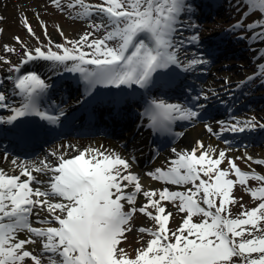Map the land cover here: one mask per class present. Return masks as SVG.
<instances>
[{
	"label": "snow or ice",
	"instance_id": "6c2138e0",
	"mask_svg": "<svg viewBox=\"0 0 264 264\" xmlns=\"http://www.w3.org/2000/svg\"><path fill=\"white\" fill-rule=\"evenodd\" d=\"M52 3L61 11L65 7L75 9L80 19L98 17L100 23H93V31L78 40L68 41L71 47L57 44L60 51L41 47L26 50L20 64L9 68L17 74L7 77L13 83L9 94L2 90L4 80L0 79V109L11 113L0 117V125H14L15 134L21 139L36 134L24 126L22 118L36 116L49 124H58L63 115L62 111L50 114L41 106L50 85L37 71L22 73L21 65L43 60L52 62L54 67L63 66L66 72L79 73L91 91L97 85L116 88L137 85L145 89L153 83L158 70L179 64L175 37L182 24L181 15L192 12L187 0H103L99 4L69 0L67 5L52 0ZM244 3L250 11L264 13V0H244ZM248 15L245 12L234 29L252 32L251 40L264 42V24L254 21L245 26L243 20ZM25 26L35 36L26 18ZM101 30L105 34L94 38ZM44 33L47 35L46 26ZM16 40L20 42L19 37ZM199 40V34L189 38L190 43ZM4 47L7 52L15 51L8 45ZM260 55L264 56V52ZM205 63L202 57L193 58L185 71ZM256 78L264 83V63L258 64L257 72L247 79ZM9 95L20 97L19 104L10 103ZM200 99V95L192 97L191 106L151 100L145 109L151 121L149 126L171 132L177 120L199 117L200 109L204 108L198 103ZM219 123L223 130L233 132L256 126L252 120ZM207 131L213 132L212 127H207ZM203 149L202 141L190 151L177 152L173 148L176 159L170 161L166 170L157 168L145 174L165 184L191 185L186 191H170L167 187L143 190L128 159L96 148L84 149L71 158L53 151L50 155L56 157L55 162L45 158L39 164L29 165L13 159L12 165L19 167L18 175L0 169V264L29 261L43 264L42 258H46L47 264H264V184L246 188L258 201L256 207L244 209L241 204L244 210L235 217L229 207L236 203L232 193L237 183L247 185L250 179L264 182V175L243 171L232 160L228 168L222 169L226 153L220 151L213 158L211 150ZM255 163L264 164V160ZM33 173H42L46 179ZM231 175L236 179H231ZM140 195L146 203L138 206ZM164 201L176 204L186 214L175 230L168 226L173 214ZM137 213L152 220L154 226L136 229L149 238L141 237L143 246L136 248L132 256L120 245L127 239L125 233L132 231L131 221ZM197 216L200 221L194 222ZM34 223L42 226L35 227ZM21 233L28 235L19 238ZM38 242V254L26 247Z\"/></svg>",
	"mask_w": 264,
	"mask_h": 264
},
{
	"label": "rangeland",
	"instance_id": "374dc122",
	"mask_svg": "<svg viewBox=\"0 0 264 264\" xmlns=\"http://www.w3.org/2000/svg\"><path fill=\"white\" fill-rule=\"evenodd\" d=\"M187 1L192 6V12L181 15L180 19L183 21L182 24H184L182 25L183 29L179 28V36L181 39L178 40L177 37H175V39L176 41H179L178 47L191 51V49H196L199 45L198 43H190L189 38L192 35L199 34V44L202 45L201 48L203 49L204 46L206 47L204 52L199 53H203L202 55L204 56H199V58L202 57L203 59L208 60V63L195 66L199 67L198 71L200 69V82L197 88L200 92L199 95L201 96V99H204V95L207 97L208 95H211L210 98H207L210 99L208 103L212 102L214 105L217 104L221 106V109L224 108L228 110L235 107L239 108L231 116V118L227 120V122L222 120L221 116H218L211 118L206 122H195L191 126H187L182 130H185L186 134H183L178 141L173 142L172 145L159 151L157 155L155 154V158L151 156V161L148 163L150 168L147 169V165H144V168L141 169V173L136 172V174L140 177V183L143 186V190H162L165 187L168 188L171 186L173 189L186 191L187 188L192 187L191 185L180 186L165 184L145 174L152 172L157 168L166 170L170 166V161L176 159L175 153L172 152L173 148H175L177 152H182L184 150L190 151L193 147H195L197 142L201 140L194 139L195 142L189 141L188 137L192 132L191 130H194L197 126L205 127L208 125L206 126V130H204L205 133L203 135L212 137L219 143V145H221V147L216 149V156H218L220 151H224L226 153L225 161L220 165L222 169L228 168L229 160H232L243 171H254L255 173L264 175V164L255 163L256 160H264V139L258 141L256 144L251 143L249 146L239 147L226 144L227 141L219 139V136L216 135L217 133L224 132V130H222L224 126L219 122L223 121L225 124H232L237 120H252L255 122V128L257 129L255 130L252 138H256L261 135V133L264 135V128L260 127V125H264V83L261 82L260 78H256L253 81H248L247 79L249 76H253L257 72L258 64L264 63V56L260 55L261 52H264V42H254L250 39L252 32H247L244 29H234L233 27L238 21H241L244 16V10L248 9L244 0L223 1L221 8H219L215 13L208 12L207 18H204L200 23H198L197 20H194L193 13L196 12V16H199L201 13L200 8L195 4L196 0ZM24 2L27 5L16 8L15 12L11 15H5L8 9H2L3 11L0 12V57L3 58L0 59V68L10 74L12 72L9 71V68L12 65L20 64L21 60L24 58V52L26 50L41 47L44 50L51 48L53 51H59L56 48L57 44L71 47V45L68 44V41L78 40L83 34L93 31V23H100V19L98 17H93L92 19L77 18L75 15V9H68L65 7L64 10L61 11L56 8V6L52 3V0H37L33 1V3L27 1ZM68 2L69 0H61L62 5H67ZM85 2L89 4H99L103 3V0H85ZM22 8H25V11H21ZM25 18L27 19V23L31 25L35 36L30 35L27 31ZM254 21H260L264 24V14L256 13L247 16L246 19L243 20V23L246 26ZM189 25H194L195 27H189ZM45 26L47 29V35L44 33ZM259 30L260 29H255V31ZM61 31L63 32V35H61ZM104 34V31L101 30L95 33L94 38H100ZM241 35H244L245 38L241 39ZM16 37H19L20 42H17ZM213 37L217 39V43L211 41V38ZM91 38L93 37H90V39ZM219 42L221 44L216 49H219L221 54L216 56L215 64L211 65L212 59L207 57V47L208 45H212L214 47ZM5 45L14 48L15 51H5ZM252 52L256 54L258 52V58L251 56L249 62L247 61L244 63L243 61V63L239 64V60H241L244 55L251 54ZM193 53L196 54L195 51ZM193 58L194 56L190 55L187 62ZM4 60L11 61V64L5 63ZM31 63V65L21 68V72L26 73L33 71L34 64H38L45 68L46 71L49 70L46 75L49 76L58 68L54 67L52 62L43 60H36ZM212 71L214 72V76L212 75ZM209 72H211V74H209ZM228 72H232V76H230ZM211 84H214L215 86H211ZM242 84H245L246 86L245 91L239 92V88ZM200 86L201 88H199ZM255 102L258 103L255 104ZM141 118V116L138 117V119ZM209 126L212 127L213 132L207 131V127ZM67 140L70 141L72 138ZM78 140H81V138ZM209 140L211 139L209 138ZM62 141L64 140H61V142ZM98 141L100 140L92 139L88 144L90 146L85 149H98V146L101 144ZM115 142L118 143L119 141ZM106 148L103 151L110 152V150ZM124 151L127 155L128 152H126L125 147ZM77 154H79V151L69 153V155H65V157L71 158ZM197 155H199V152ZM249 156L252 157V160L247 159ZM238 157L239 159H237ZM45 158H48L49 160V155H45ZM49 161H52V159ZM153 164L155 165L153 166ZM135 167L137 166H132L131 171L135 172L136 170L133 169ZM9 170L11 171V168ZM230 178L233 180L236 179L234 175H231ZM257 186L260 187L262 184H260L259 181L257 182L252 179L247 182V185L237 183L232 193L236 203L229 205L230 209H235L236 211L241 210V204H243V206L247 209H250V207L254 205L257 206L258 201H255L250 196L249 192L246 191V188H256ZM144 203H146L144 197L142 195L138 196L137 205L140 206ZM163 203L165 204L167 210L171 211L173 214L169 220L168 226L176 229L182 223V218L186 214L180 212L176 204L169 201H164ZM125 209L128 210L127 205ZM41 215L43 216L44 213ZM193 220L194 222H199L200 217H194ZM153 226L154 222L148 217L140 213L135 214L131 221L132 231L125 233L127 239L123 240L120 246L123 247L130 255L134 256L135 249L141 247L143 245V240L149 238L146 233H139L136 229L140 227L149 228ZM23 235L24 233L19 234V238H25ZM141 237H143V240ZM26 247L29 250L34 249V254H38L40 251L39 242L37 244L27 245ZM43 263L47 264V260H43ZM29 264H31L30 261Z\"/></svg>",
	"mask_w": 264,
	"mask_h": 264
},
{
	"label": "bare ground",
	"instance_id": "6f19581e",
	"mask_svg": "<svg viewBox=\"0 0 264 264\" xmlns=\"http://www.w3.org/2000/svg\"><path fill=\"white\" fill-rule=\"evenodd\" d=\"M32 2L33 1H37V0H0V12L3 11L2 9H8V11L5 13V15H11L13 14V12H15L16 8L19 7H24L25 2ZM33 5V4H32ZM21 11H25V8H22ZM251 56H255V58H258L257 56H259V53H251V54H246L244 55V57L239 60V64L244 63L245 62H249L251 59ZM215 63L212 62V64ZM209 74H211V72H209ZM228 74L230 76H232V72H228ZM212 75L214 76V72L212 71ZM211 86H215L214 84H211ZM245 88L242 87V89H240V91H244ZM145 125L140 129V130H136L134 132H130V134H128V138L127 140L124 142V145H126V151L128 152V155H126V153L124 152V150L117 148L118 145L116 146V143H114L111 140H100L101 144L99 145V149L103 148L105 149L106 147L110 150L111 153L113 154H118V155H122L124 157H126L127 159H130V163L134 166H137L133 169H135V173H141V169L144 168V165H147L146 167H148L147 169L150 168V166H148V163L151 161V153L154 151H148L150 150L151 147L148 146L146 140L143 141L141 139L142 135L147 134V133H152L151 129L146 128ZM151 130V131H149ZM205 127L201 126H197L194 130H191L192 132L190 133L189 141H194V139H199L203 142L204 145V149L203 150H211V152L213 153V158H216V149H218V147H221V145H219L218 142H216L212 137H208L207 135H203L205 133ZM186 134V132H185ZM187 138V139H188ZM209 138L211 140H209ZM144 143V144H143ZM84 144H89L88 141H84L82 140V143H74L71 144L70 143H57L55 146L49 148L48 150H46L45 155H49V157H51V159H53V161L55 162V158L50 155V153H52L53 151H55L56 153H62L64 151L68 152L66 154L72 153L73 151H79L83 148H86L87 146ZM141 144H143L144 146H141L142 148H138ZM120 146V145H119ZM122 147V146H121ZM106 148V149H107ZM58 151V152H57ZM70 151V152H69ZM103 151V150H102ZM244 152V151H242ZM44 155V156H45ZM43 156V157H44ZM41 157V156H39ZM42 157V159H43ZM134 158V160H133ZM44 160V159H43ZM11 159L5 154V153H1L0 152V169H3L4 171H9V169L11 168L12 170L16 171L18 174V170L19 168H15L14 165H12L11 163ZM39 162V161H38ZM38 162H36V164H38ZM18 163H27L29 165L33 164L32 162H27V161H18ZM155 164H153L154 166ZM35 174V173H33ZM37 176V175H36ZM147 184V183H145ZM158 185V184H156ZM151 188V187H150Z\"/></svg>",
	"mask_w": 264,
	"mask_h": 264
},
{
	"label": "trees",
	"instance_id": "16d2710c",
	"mask_svg": "<svg viewBox=\"0 0 264 264\" xmlns=\"http://www.w3.org/2000/svg\"><path fill=\"white\" fill-rule=\"evenodd\" d=\"M240 214V211L239 212H232V216L233 217H235V216H237V215H239ZM262 226H264V223H262ZM246 238H247V236H246ZM255 255V254H254Z\"/></svg>",
	"mask_w": 264,
	"mask_h": 264
}]
</instances>
